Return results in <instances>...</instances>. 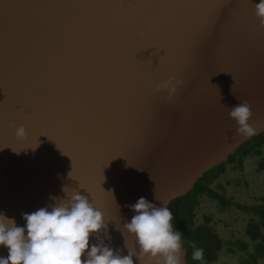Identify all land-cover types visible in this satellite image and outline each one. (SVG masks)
<instances>
[{
    "label": "water",
    "instance_id": "water-1",
    "mask_svg": "<svg viewBox=\"0 0 264 264\" xmlns=\"http://www.w3.org/2000/svg\"><path fill=\"white\" fill-rule=\"evenodd\" d=\"M258 2L0 0V213L24 227L22 214L76 189L107 222L90 246L135 250L128 206L168 207L264 133ZM170 76L177 91H156ZM244 100L250 138L228 115Z\"/></svg>",
    "mask_w": 264,
    "mask_h": 264
},
{
    "label": "clouds",
    "instance_id": "clouds-1",
    "mask_svg": "<svg viewBox=\"0 0 264 264\" xmlns=\"http://www.w3.org/2000/svg\"><path fill=\"white\" fill-rule=\"evenodd\" d=\"M254 8L258 24L264 29V0H259ZM146 28L150 30L151 25ZM181 84L182 81L170 76L155 90L166 89L174 94ZM228 115L235 121L236 133L241 137L257 134L252 106L247 100L228 107ZM9 127L15 129L17 139L27 138L23 125L16 127L10 123ZM63 191L66 198L56 200L51 210L42 207L22 214L26 221L24 227L17 226L14 218L0 213V246L8 249V256L0 257V264H134V256L139 264H183L182 235L174 230L173 214L166 205L156 206L141 197L128 206L135 215L123 227L135 238L137 248L121 255L102 240L90 246L91 236L99 240L102 230L107 235L104 213L80 191H68L66 187ZM125 246L128 248L126 241ZM203 258V249L193 245L192 259L200 261Z\"/></svg>",
    "mask_w": 264,
    "mask_h": 264
},
{
    "label": "rangeland",
    "instance_id": "rangeland-1",
    "mask_svg": "<svg viewBox=\"0 0 264 264\" xmlns=\"http://www.w3.org/2000/svg\"><path fill=\"white\" fill-rule=\"evenodd\" d=\"M261 139H264V133L246 142L227 162L206 172L193 188L201 191L217 172L222 171L210 187L233 203L224 208L223 203L209 198L207 193L198 198L197 224L205 223L206 217H209L211 227L223 240L217 260L212 264H264V229L263 239L252 241L247 228L251 219L257 216L252 212H244L235 205H264V169H260V164L264 161V145L259 154L253 153L243 158L250 146H256ZM194 192L190 191L184 196L187 200H192Z\"/></svg>",
    "mask_w": 264,
    "mask_h": 264
},
{
    "label": "trees",
    "instance_id": "trees-1",
    "mask_svg": "<svg viewBox=\"0 0 264 264\" xmlns=\"http://www.w3.org/2000/svg\"><path fill=\"white\" fill-rule=\"evenodd\" d=\"M244 144L241 146V148L244 146ZM263 145L264 139H261V141L258 142L256 146H250L246 154H244L243 158H246L248 155L253 153L259 154L260 148ZM260 169H264V161L261 162ZM221 172L222 171L217 172L213 176L211 182H209V184H206L201 191H195L192 189L191 191L195 192L193 199H190L191 201L187 200L186 196H182L180 198L172 200L168 205V208L173 214L172 223L174 230H178L182 235L183 247L187 251V264H212L217 260L218 253L221 251L223 240L221 239L219 234H217L211 227L210 218L206 217L205 223L197 224L196 222V210L199 204L198 198L202 194L207 193L209 198L223 203L224 208L228 207L229 204H233L231 201L227 200L224 195L219 194V192L217 191H213L210 187L219 178ZM235 205L238 207V209L248 213L252 212L257 216L251 219L250 225H248L247 228V233L249 234L252 241L263 239L262 229H264V205ZM193 245H195L196 248L203 249V260L197 261L192 259Z\"/></svg>",
    "mask_w": 264,
    "mask_h": 264
}]
</instances>
